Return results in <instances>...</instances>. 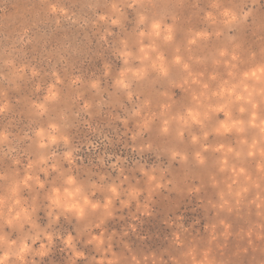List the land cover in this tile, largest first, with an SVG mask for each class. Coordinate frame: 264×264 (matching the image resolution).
Instances as JSON below:
<instances>
[{
  "label": "rangeland",
  "instance_id": "obj_1",
  "mask_svg": "<svg viewBox=\"0 0 264 264\" xmlns=\"http://www.w3.org/2000/svg\"><path fill=\"white\" fill-rule=\"evenodd\" d=\"M0 264H264V0H0Z\"/></svg>",
  "mask_w": 264,
  "mask_h": 264
}]
</instances>
